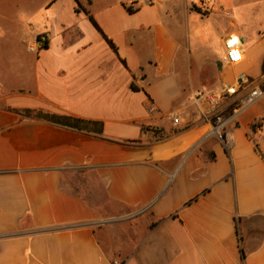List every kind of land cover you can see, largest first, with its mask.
Returning a JSON list of instances; mask_svg holds the SVG:
<instances>
[{
	"label": "crops",
	"instance_id": "0c3cea01",
	"mask_svg": "<svg viewBox=\"0 0 264 264\" xmlns=\"http://www.w3.org/2000/svg\"><path fill=\"white\" fill-rule=\"evenodd\" d=\"M224 2L0 0V264H264V99L234 113L240 90L206 121L194 98L264 79V28Z\"/></svg>",
	"mask_w": 264,
	"mask_h": 264
},
{
	"label": "built area",
	"instance_id": "2783aa9c",
	"mask_svg": "<svg viewBox=\"0 0 264 264\" xmlns=\"http://www.w3.org/2000/svg\"><path fill=\"white\" fill-rule=\"evenodd\" d=\"M207 1L208 0H201V3H207ZM47 40L48 37L42 35L40 39H37L35 44L30 46V52L39 54L44 51L46 49ZM224 43L226 54L223 58V63L227 66H235L242 63L245 59V51L239 34L235 31L228 33ZM240 90H247V92L235 107L234 113L241 112L264 99V79L256 81L246 74H240L235 84H223L209 91L198 90L195 92L194 98L198 104L204 103L208 105V114L206 113L205 120L209 121V114L213 113L222 101L237 95ZM150 111L154 112L155 108L151 106ZM170 118L175 124L180 122L177 114H170ZM228 122V119L221 115H217L215 117L216 124L212 126L209 134L217 136L229 151L233 146V140L230 131L227 129Z\"/></svg>",
	"mask_w": 264,
	"mask_h": 264
},
{
	"label": "rangeland",
	"instance_id": "374dc122",
	"mask_svg": "<svg viewBox=\"0 0 264 264\" xmlns=\"http://www.w3.org/2000/svg\"><path fill=\"white\" fill-rule=\"evenodd\" d=\"M227 1V2H226ZM250 0H225V2L223 3L224 6L227 4H231L233 6H235V4H238V11H239V15L241 18L244 19L248 18L254 25V27H259L260 25L262 26V28H264V24H261V21L264 19V6H261L260 4H254L252 3L253 0H251V3L249 2ZM231 2V3H230ZM226 7V6H225ZM39 8L33 7L30 8V10L24 8L23 6H11L10 8H7L5 10H8L10 15H12V17H14V19L16 21L21 22L22 24H29V19H34L37 18V20H39V16L41 14V12L38 10ZM225 9V8H224ZM221 20H219V18H215L212 20L213 23L207 22L206 25H208L209 29H213L216 26H220L224 29L226 27H228V24L225 23H220ZM214 25V26H213ZM207 29V28H206ZM203 30H205L203 28ZM198 44L195 42L193 44L194 48H199L200 46H197ZM213 47L216 51H218L219 49V45H218V40L215 42H213ZM5 44H0V50H2L3 48H5ZM5 62L4 57L0 54V64L3 66ZM133 218L129 219V221H132Z\"/></svg>",
	"mask_w": 264,
	"mask_h": 264
},
{
	"label": "trees",
	"instance_id": "16d2710c",
	"mask_svg": "<svg viewBox=\"0 0 264 264\" xmlns=\"http://www.w3.org/2000/svg\"><path fill=\"white\" fill-rule=\"evenodd\" d=\"M97 26V25H96ZM45 35V34H44ZM104 35V37H105V39L107 40V42L109 43V45L111 46V48L114 50V52H118L117 51V47H116V45L113 43V41L112 40H110L105 34H103ZM42 35H40V36H38V39H40V37H41ZM46 37H47V35H45ZM48 47H49V40H47V42H46V49H48ZM131 88H132V90L133 91H137L138 90V88L135 86V85H132L131 86ZM242 239V238H241Z\"/></svg>",
	"mask_w": 264,
	"mask_h": 264
}]
</instances>
